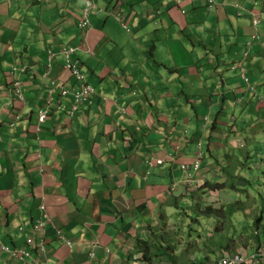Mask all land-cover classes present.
Wrapping results in <instances>:
<instances>
[{
  "label": "crops",
  "instance_id": "0c3cea01",
  "mask_svg": "<svg viewBox=\"0 0 264 264\" xmlns=\"http://www.w3.org/2000/svg\"><path fill=\"white\" fill-rule=\"evenodd\" d=\"M213 1L210 8L209 0H185L178 9L173 0H93L102 12L90 17L88 50L77 35L84 9L79 0L42 6L0 0V264H24L2 246L33 249L35 259L46 264H138L137 239L148 231L154 236L161 213L171 214L167 197L185 194L177 164L153 166L151 158H164L183 130L207 138L204 165L210 172L218 162L231 164L235 157L224 152L240 146L235 135L242 143L254 137L264 147V0ZM118 14L131 32L117 21ZM72 38L80 47L74 59L98 86L97 98L73 116L68 104L53 108L39 134L38 114L49 103L44 50L59 53V45ZM252 38L239 74L248 75L255 90L245 82L232 84L235 90L223 96L221 108L217 85L233 76L180 68L203 61L218 72ZM204 46L208 53L202 59ZM122 55L129 72L123 90L110 71ZM62 61V54L54 58L50 79H70ZM13 65L31 68L24 77L25 102L12 91ZM195 98L202 103L192 112ZM208 113L216 122L204 132ZM250 119L259 124L256 136L248 133ZM186 146L193 154L195 146ZM221 152L225 160L217 161ZM173 184L178 187L171 193ZM42 206L51 224L34 232ZM55 228L73 244L61 242ZM35 240L45 242L46 253L37 251Z\"/></svg>",
  "mask_w": 264,
  "mask_h": 264
},
{
  "label": "clouds",
  "instance_id": "9594fccd",
  "mask_svg": "<svg viewBox=\"0 0 264 264\" xmlns=\"http://www.w3.org/2000/svg\"><path fill=\"white\" fill-rule=\"evenodd\" d=\"M27 1L29 2L30 0ZM31 1L33 5L42 6L45 2H49L52 0ZM79 1L84 3V9L82 10L81 18L79 17L80 19L78 18V22H76V29L78 33L77 35L80 34L82 39L80 40V43L86 45L89 50L90 46H88V38L90 32L93 30V25L90 21V17L93 14L102 12V10L100 8H97L93 0ZM184 1L185 0H173L178 9L180 7V4H182ZM209 2L210 8H213L216 5L213 0H209ZM180 10L184 16L187 14V11H185L184 9ZM160 12L161 11H158L157 13L160 14ZM117 17V21L122 25V27L128 30V32H131L126 23L122 24L121 14H118ZM260 23V17H256L255 26L258 27ZM253 38L250 42H246L241 52L236 51L235 53H233L231 58L228 60V65H224L225 69H222L218 72H216V70L214 69H211L203 61L199 62V64L196 61H193V64L181 66L180 68L185 69L187 72L191 71L192 74L198 72V75L201 76H203L204 71L210 73V75L212 76L223 73H225V75L229 74L233 76L226 81H219L217 85L219 90L215 95L220 96L219 99H221V101L219 102V104L221 108V104L223 105V99L225 98L223 96H226L228 91L232 92L235 90V87H233L232 84L242 85L243 82H245L247 84V87L249 86V89L255 90V88L249 81L248 75L244 74V72L243 74H239L242 72L245 62L248 60V57L250 55ZM75 39L77 38L69 39L67 42H63L62 44H60L59 53H55L53 49L45 48L44 50L47 56V63L45 64L43 79L50 82L48 86L49 91L47 93V100L49 103L44 108H41L38 114L40 125L38 128V131L40 132L39 134H41L42 131L41 125L45 124L48 121L49 115L53 108L59 107L61 109L63 105L68 104V106H70V114L73 116L76 112L80 111L85 104L91 105L92 100L97 98L95 95L97 94L98 86H94L91 84L88 76L83 70L84 65L81 63V61L78 58L74 59L75 53L80 48L74 42ZM202 42L204 41L202 40ZM204 47L206 49V46ZM196 48L198 54L201 51V43L199 46H196ZM206 53H208L207 49L201 55L202 59L206 56ZM59 54L63 55L62 71L68 73L70 76V79L65 80L64 82H57L56 80L50 79V75L54 67V58ZM96 55L97 54L93 52L92 56L95 57ZM113 56L117 57V55H115L114 53ZM122 62L123 61L121 60L119 63L116 61L115 65L110 68L111 76L115 77V84H118L121 90H123L126 85L127 74L129 75V73L125 71L128 63L124 65V63ZM123 66L124 69L122 68ZM30 70L31 68L26 65L20 67L18 65H13L12 69L10 70L11 75L17 76V79L14 80V88L12 91L17 99L22 102H25L27 100L26 93L24 91V77ZM238 75L242 78L241 80L237 79ZM196 94L198 97V93ZM104 99V101L109 100L106 96H104ZM210 102L211 101L208 100L207 105L210 104ZM201 103L202 101L196 98L192 99V112L195 111L194 108ZM42 115H45L44 120H41ZM232 121H235L234 118H232ZM215 122L216 120H214L210 113H208L203 118V131L207 132L210 124L214 125ZM234 139L238 140L240 145L235 148L234 151L241 153V155L243 154L245 158V163L240 162V165L243 168L244 172H246V176L238 175L237 171H229L231 164H234L233 161H231L229 167L228 165L225 166L218 162L219 164L215 168L214 172H210L208 167L204 165V162L207 159V151L205 147L207 138L203 135L201 138L196 139L195 137L189 136L187 130H183V133L178 136L173 144H171L170 147L165 151L164 158L159 159L153 157L150 159V162L153 166L162 165L165 161H171L177 164V172L182 175L181 180H178L179 185H182L183 192H185V194L175 197H167V201L169 203L168 210L171 214L169 215L167 212L161 213V217L163 220L160 221L156 226L157 228H159V230L155 232L154 236H151L148 231V237H144L141 239L148 240L150 238H154L155 236H161V238L162 236H164V240L170 241L175 246H177V252L183 256V259L185 261H198L199 257H201V255H204L206 248L204 247L203 242H199L198 250L192 247L191 242H193L192 239L194 237L204 235V240L215 239V237L219 234V228L221 227L223 222L228 220V217L231 216L234 212H242L244 214L236 216V214L234 213L235 220L240 221L241 223H243V225L246 226H252L258 216L262 215V217H264V212L262 211L264 210V195H258L255 188L256 180L261 179L263 175L260 174L261 176L256 178L251 167H249L250 165H254V163L251 161L253 151L251 150L249 143L246 142V140L242 143V139L239 135H235ZM240 142L242 144H240ZM255 142L257 144H263L259 141ZM192 144L195 146L193 154L190 151L189 147L186 146ZM260 148L264 147L261 146ZM258 152L264 153V151L260 150ZM188 158H190V162H188ZM217 161L220 160L218 159ZM261 161L264 162V157L261 158ZM256 164L257 161H255V167ZM177 187V184H173V186L170 185V192L174 193ZM255 194L258 195L260 202V210L258 214L250 212L244 207L246 203L244 197H242L241 199H236L239 195L245 197L251 196L255 198ZM209 196L210 198H217V202H219L220 205L213 206L212 204H209L207 200ZM253 202L255 203L254 200ZM170 208H172L173 210H170ZM41 210L42 216L35 222L33 227L34 232L45 231L48 227V224H51L45 206H42ZM253 214H255V216H253V220L250 221L251 216L249 215ZM235 220H232L230 222H235ZM41 222H44V227H39ZM263 226L264 220L259 225V227L255 226V228H253L252 226L251 229H249L251 230L250 233H247L246 236H241L239 234V236L237 237L239 241L242 240L243 242H245L250 234H255L256 243H259V245L257 244L258 250L256 248L254 249L253 246H250L249 248L241 249L233 256L232 253L228 255L224 252L222 259L216 261L213 264H225L226 260L232 258L234 259V257L237 255H241L245 258L246 261L243 264H255L258 261H262L264 264V232L262 230ZM241 228L242 227H240V229ZM55 230L57 237L61 242L65 243L68 246H71L73 244L71 240L67 239L62 230H59L57 228H55ZM165 233L166 235H164ZM35 242L37 241L35 240ZM2 248L7 253L12 254L15 258H17L24 264H46L38 262L35 259V251L33 249L27 247L18 248L11 246H2ZM36 249L40 253H46L47 247L45 242H37ZM136 253L139 255V258L136 260V262L139 264L140 262L138 260L142 258V254L139 253L137 249ZM253 256L254 258L251 259ZM258 256L260 257V259L258 258ZM95 257L96 247H93V249L91 250L90 259L94 260ZM249 259H251L250 262Z\"/></svg>",
  "mask_w": 264,
  "mask_h": 264
},
{
  "label": "trees",
  "instance_id": "16d2710c",
  "mask_svg": "<svg viewBox=\"0 0 264 264\" xmlns=\"http://www.w3.org/2000/svg\"><path fill=\"white\" fill-rule=\"evenodd\" d=\"M262 211L264 212V210ZM234 213L232 215L230 214L231 216L228 217V220H235ZM228 220L223 222L219 228V234L215 237V239L204 240V235H199L192 239L193 242H191V244L195 249H199V242H203L204 247L206 248L204 255H201L198 261H185L183 256L177 252V246L170 241L164 240V236H162V238L161 236H155L154 238H150L148 240L139 238L137 240L136 249L142 254V258L138 261L141 264H213L222 259L224 252L228 255H230L231 252L233 256L244 247L249 248L250 246H253L254 249L258 248L257 244L259 245V243H256L255 234H250L245 242L242 240L239 241L237 237L239 234L241 236H246L247 233H250L251 230L249 229H251L252 226L253 228H255V226L259 227L264 220L262 215L256 218V221L252 226L246 227L240 221L235 220V222H230ZM240 227L242 228L240 229ZM262 230L264 232V226L262 227ZM164 235H166V233ZM258 258L260 259L259 256ZM255 264H263V262L258 261Z\"/></svg>",
  "mask_w": 264,
  "mask_h": 264
},
{
  "label": "rangeland",
  "instance_id": "374dc122",
  "mask_svg": "<svg viewBox=\"0 0 264 264\" xmlns=\"http://www.w3.org/2000/svg\"><path fill=\"white\" fill-rule=\"evenodd\" d=\"M126 54L127 53L124 51V55H126ZM124 55H122L121 57L117 58V62L118 63L120 62V60L123 58ZM123 62H124V65H126L128 63L127 60H124ZM198 95H199V92H198ZM247 128L248 129L251 128L248 131L249 134L253 135V133H255V136L259 134V130H258L259 124L256 123L254 121V119L253 120L250 119L248 121ZM260 136L263 137L264 134H261ZM246 142L249 143V146H250L251 150L253 151L252 152L251 161L254 163V165H250L249 167H251V169H252L253 173L255 174L256 178L260 177L261 176L260 174L263 175L261 179L256 180V183H255L256 184V186H255L256 192H257L258 195H264V162L261 161V158L264 157V154L258 152L259 150L260 151H264V148H260L263 145L262 144H257L255 142L254 137H252L251 140H246ZM255 150H256V154H255ZM222 153L223 152H221L218 156H216V158L219 159V160H222V159L225 160V157L222 155ZM224 155L225 156L226 155H230V156H234L235 157L234 159L231 160V161L234 162V164H231V166H230V164H228V167L230 166L229 171H231V170L237 171L238 175L246 176V172H244L243 168L240 165V162L245 163L244 162L245 158L242 157L241 153L236 152V151L231 150V149H228V150H226V152H224ZM255 161H257L256 167H255ZM258 195L255 194V198H253L251 196L245 197V196L239 195L236 199H239V198L241 199L242 197H244V200H246V203H245L244 207L248 211L258 214L259 210H260V205H259L260 202H259ZM207 200H208V203L212 204L213 206H219L220 205V203L217 202V198H214V197L210 198V196H209ZM253 200L255 201V203L253 202ZM235 214H236V216L244 215L242 212H236ZM249 216H251L250 221H252L253 220V216H255V214L249 215ZM228 221H231V220H228ZM244 226H246V225H244ZM143 240H146V239H143ZM263 240H264V238H263ZM134 252H136V250Z\"/></svg>",
  "mask_w": 264,
  "mask_h": 264
},
{
  "label": "built area",
  "instance_id": "2783aa9c",
  "mask_svg": "<svg viewBox=\"0 0 264 264\" xmlns=\"http://www.w3.org/2000/svg\"><path fill=\"white\" fill-rule=\"evenodd\" d=\"M44 119H45V115H42L41 120H44ZM44 225H45L44 222H41L39 227H44ZM253 258L254 256L251 259ZM251 259H249V262L251 261ZM245 261L246 260L244 257H242L241 255H237L234 257V259L232 258V259L226 260L225 264H243Z\"/></svg>",
  "mask_w": 264,
  "mask_h": 264
},
{
  "label": "bare ground",
  "instance_id": "6f19581e",
  "mask_svg": "<svg viewBox=\"0 0 264 264\" xmlns=\"http://www.w3.org/2000/svg\"><path fill=\"white\" fill-rule=\"evenodd\" d=\"M244 248H246V247H244ZM248 248V247H247ZM238 251H239V249H238ZM231 253V252H230ZM234 254V253H233Z\"/></svg>",
  "mask_w": 264,
  "mask_h": 264
}]
</instances>
